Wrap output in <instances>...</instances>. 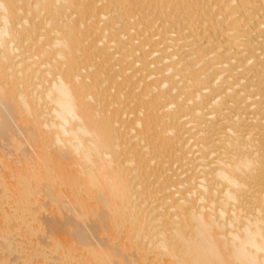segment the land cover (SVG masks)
Listing matches in <instances>:
<instances>
[{
	"label": "bare ground",
	"instance_id": "obj_1",
	"mask_svg": "<svg viewBox=\"0 0 264 264\" xmlns=\"http://www.w3.org/2000/svg\"><path fill=\"white\" fill-rule=\"evenodd\" d=\"M0 264H264V0H0Z\"/></svg>",
	"mask_w": 264,
	"mask_h": 264
},
{
	"label": "rangeland",
	"instance_id": "obj_2",
	"mask_svg": "<svg viewBox=\"0 0 264 264\" xmlns=\"http://www.w3.org/2000/svg\"><path fill=\"white\" fill-rule=\"evenodd\" d=\"M63 230V229H62ZM64 231V230H63Z\"/></svg>",
	"mask_w": 264,
	"mask_h": 264
}]
</instances>
